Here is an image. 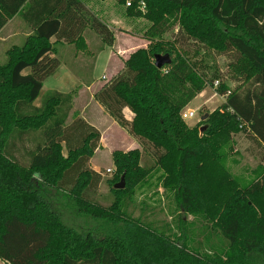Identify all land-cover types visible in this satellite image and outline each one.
<instances>
[{
	"label": "trees",
	"instance_id": "trees-1",
	"mask_svg": "<svg viewBox=\"0 0 264 264\" xmlns=\"http://www.w3.org/2000/svg\"><path fill=\"white\" fill-rule=\"evenodd\" d=\"M118 3L128 17L143 18L150 26L142 36L146 47L130 53L94 95L141 146L111 153L108 204L91 195L102 180L89 164L100 132L81 117L67 121L74 92L52 90L39 106L33 102L60 64V42L88 52L89 33L99 38L101 49L113 43L114 32L81 0H0V17H19L31 32L22 45L8 48L0 63V260L264 264V0ZM185 46L195 47L191 55ZM199 49L228 55L231 78L239 85L230 89L218 72L206 74L198 64ZM165 53L170 64L157 68L153 56ZM215 80L224 102L206 119L187 125L181 111ZM124 108L132 112L131 120ZM58 127L61 135L45 145L44 133ZM238 133L246 134L248 152L258 160L249 179L226 165ZM121 174L125 187L115 189ZM44 185L64 191L79 214L99 222V234L65 225L40 195ZM151 188L171 196L185 215L210 222L226 247L208 253L127 215L121 198ZM180 224L183 234L187 223L180 219Z\"/></svg>",
	"mask_w": 264,
	"mask_h": 264
},
{
	"label": "rangeland",
	"instance_id": "rangeland-1",
	"mask_svg": "<svg viewBox=\"0 0 264 264\" xmlns=\"http://www.w3.org/2000/svg\"><path fill=\"white\" fill-rule=\"evenodd\" d=\"M108 6V13L111 11L116 18L117 16L120 18V21H118L115 20L113 16V23L115 25L111 24L112 31L119 37L124 35L123 33H128V31L124 29L125 22L128 23L127 26H129L130 29H133L134 32H140L142 36L150 26V22L143 18L142 20L141 18L128 17L125 13V5L119 4L118 0H109ZM119 26L123 28H120ZM170 33L171 32H166L164 35L165 38H169L171 36ZM122 43L124 44L125 41L122 40ZM133 47H129L128 50ZM94 48H96V45ZM194 48V46H185V49L189 51L190 55L192 54V50ZM74 50L75 48L73 46L71 52ZM126 52L127 50L124 52V54ZM77 54H81V57L78 58H83L86 60V62H88L87 60H89L90 55H87L86 52L82 51L80 53L79 51ZM198 54V64L204 66L206 74L211 75L214 71L218 72L230 89H233L239 85V81L231 78V73L228 67L230 58L228 55L216 53L211 50L201 49H199ZM73 56L74 55H72V57L71 55H68L65 61H60L62 67L59 66V64V69L57 67V70L53 74L47 76L44 79L43 87L35 101L37 105H40L43 96L49 91L55 89L66 92L71 88V85L74 87L73 81L70 79L69 72L75 73L80 81H87V79L92 77L97 79L102 74L106 53H103L100 56L96 66H93V68L91 67V69L89 68L88 64H82L84 63V60L78 61L77 64L73 60ZM5 60L6 58H2L0 55V63L5 62ZM123 62L124 59L121 58V61H115V64H119V66H121ZM218 84V81L215 80L214 85H207L202 92L196 95L191 100V102H189V105H186L188 106L187 108L186 106L184 107L183 110L187 113H189V109L193 110V115L186 119V123L189 126H193L200 122L201 117L204 114H207L208 116L212 110H214L216 107H219L224 102L225 95H221L216 92V87ZM74 114L78 113L76 112ZM102 127L103 129H106L103 134L105 148L102 149L101 153H97L98 155L96 154V156L93 157V163L95 164L94 168H96V170L101 174L102 180L99 184L98 190L91 192V195L94 198L96 197V199L102 200V202H107L109 204V197H111V195L109 194L110 186L108 184V180L114 176V165L112 164L109 143L118 141L119 147H122L124 142H120V139L122 138L116 132L114 127L107 125V122L103 121L101 124V128ZM233 142V154L227 158L226 165L231 173L249 179L250 171L258 163V160L252 156L248 152L249 149H247L249 148L251 141L248 139L246 134L238 133L233 135ZM147 157L149 158V156ZM122 176L124 177V174L120 175L116 183L120 181ZM41 189L42 190L39 191L40 195L44 197L50 203L53 209L59 213L65 225L70 226L83 234L87 233L88 231L93 232V234H99V222L88 216L86 217L79 214L74 203L68 198L64 191L57 190L46 185H44ZM121 201L122 208L127 215L133 218H138L145 224H150V226L156 230L165 231L167 235L174 237L181 236V240H189L190 245L198 247L200 250L209 253L213 252L214 250L223 249L227 245L226 239H224V237L212 229L210 222L200 218H193L191 215H185L183 212H180L176 208L172 197L163 195L161 193V189L157 192L155 191V188H151L150 190L135 189L131 195L123 196ZM180 219H183V221L185 220L187 223L185 232H183V234L181 230Z\"/></svg>",
	"mask_w": 264,
	"mask_h": 264
},
{
	"label": "crops",
	"instance_id": "crops-1",
	"mask_svg": "<svg viewBox=\"0 0 264 264\" xmlns=\"http://www.w3.org/2000/svg\"><path fill=\"white\" fill-rule=\"evenodd\" d=\"M81 1L94 15H96L110 29L112 27L111 24L115 25L113 23L114 14H112L111 11H109L108 13V7H109L108 1L109 0H81ZM114 18L115 20L120 21L119 16H117V18L114 16ZM124 24H125L124 29L128 31V33H123L124 35H122L121 37L114 34L115 40L113 41V43L111 45H104L103 48L101 49H100L99 38L96 37L94 33L88 34L87 43H88V46L90 47V51L86 52L87 55H90L89 60H87L88 62H86V60H84L83 58H78V57H81V54H77L79 50L78 51L74 50L73 52H71V49L74 45L64 43V42L63 43L60 42L58 44L57 51H58V57L60 61H65L68 55H71V57L72 55H74L73 60L77 64H78V61H82V60H84V63L82 64H92V66H89L90 69L91 67L93 68V66H96V63L99 60L100 56L103 53H106L103 68H102V74L97 79L92 77L90 79H87V82L80 81L75 75V73L69 72V76H70V79L73 81L74 87H72L71 85V88L68 91H66V92H71V91L74 92L73 99H72V108L69 112L67 121L70 122L74 119L75 116H78V117H81L88 124L95 127L100 132L101 137H100L99 147L94 151L93 156L90 158V161H89V163L91 164L90 167L96 172L98 171L96 170V168H94L95 164L93 163V157L96 156L97 153H101L102 149L105 148V141H104L103 134L106 131V129H103V127L101 128V124L103 123V121L107 122L108 126L114 127L116 132L122 138L120 139V142H124L122 147H119L118 141L110 142L109 143L110 155L114 150L127 151L133 148L140 149V144L138 143L137 139L131 136L127 130L119 126L117 122L107 113L105 108L94 97L95 93L103 86V84H105L108 80H110L111 77L116 75V73H118V71L123 67L122 66L123 64L119 66V64H115V61L120 62L121 58L126 60L128 56L130 55V53L135 51L136 48H145L147 45V41L143 39L140 32L138 31L134 32L133 29H130V27L127 26L128 23L125 22ZM119 27L123 28L121 26ZM30 33L31 32L28 30V27L26 26L25 22H23L19 17H13L8 20H3L0 17V55L1 57L6 58L5 52L8 48L12 46L22 45L25 38ZM55 40H56L55 37L50 38L51 43H53ZM122 40L125 41L124 44L122 43ZM95 45H96V48H94ZM131 46L132 47L134 46V47L128 50V48ZM93 50H95L94 51L95 55H92L89 53V52H92ZM126 50L127 52L124 54ZM81 52L82 51H80V53ZM59 66H61V64ZM59 66H58V69H59ZM28 71L29 70L26 69L23 71V73L25 74ZM42 87H43V84H42ZM56 91H59V90H56ZM63 92L65 93V91ZM35 101L33 102V104L35 106H39V104L37 105ZM189 104L190 103H188V105ZM187 107L188 106H186V108ZM76 112L78 114H74ZM123 114L127 120H131L133 116L132 112L128 108L123 109ZM185 123H186V120H185ZM61 133H62V127L60 128L58 127V128H54V129H50L46 131L43 135L45 145L48 144L51 140L60 136ZM62 154L63 156L66 155V148L64 144H62ZM0 264H5V263L0 260Z\"/></svg>",
	"mask_w": 264,
	"mask_h": 264
},
{
	"label": "water",
	"instance_id": "water-1",
	"mask_svg": "<svg viewBox=\"0 0 264 264\" xmlns=\"http://www.w3.org/2000/svg\"><path fill=\"white\" fill-rule=\"evenodd\" d=\"M153 59H154V65L157 67V68H161L163 67L164 65L166 64H170L171 62V57L168 53H165V54H155L153 56ZM207 117V114H204L202 117H201V120H204L206 119ZM205 126L201 127L200 128V132H202L204 130ZM124 187V177L122 176L120 181L116 184H114V188L115 189H122Z\"/></svg>",
	"mask_w": 264,
	"mask_h": 264
},
{
	"label": "built area",
	"instance_id": "built-area-1",
	"mask_svg": "<svg viewBox=\"0 0 264 264\" xmlns=\"http://www.w3.org/2000/svg\"><path fill=\"white\" fill-rule=\"evenodd\" d=\"M126 5H129V2H126ZM189 113L185 112L184 110L181 111V118L185 121L187 118L193 115V110L189 109Z\"/></svg>",
	"mask_w": 264,
	"mask_h": 264
}]
</instances>
